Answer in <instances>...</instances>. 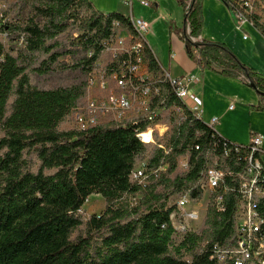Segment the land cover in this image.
<instances>
[{
	"label": "trees",
	"instance_id": "16d2710c",
	"mask_svg": "<svg viewBox=\"0 0 264 264\" xmlns=\"http://www.w3.org/2000/svg\"><path fill=\"white\" fill-rule=\"evenodd\" d=\"M27 1L30 12L23 18L0 16V264H234L229 257L219 263L214 255L216 246L226 253L237 248L248 145L223 138L185 108L181 115L169 114L170 131L161 139L165 148L145 145L132 126L60 131L83 103L89 71L115 35L114 23L131 28L126 15L100 12L90 0ZM178 1L190 29L183 34L189 58L223 76L242 77L251 88L253 83L259 103L251 109L264 112V76L222 43L193 42L204 26L203 0ZM254 25L264 36V16L256 15ZM148 56L156 69V57L151 51ZM63 57L73 61L63 66L79 70L84 81L57 89L32 85L28 71L34 62H39L35 72L45 75ZM168 91L163 107H183ZM181 157L188 159L185 172L178 168ZM139 162L145 164L142 181L133 177ZM213 166L228 174L225 186L211 192L202 230L177 242L171 201L189 194L200 203ZM93 195L102 196L106 208L84 222L80 212ZM219 195L223 212L216 206ZM258 210L264 219V196ZM83 225L85 235L73 238Z\"/></svg>",
	"mask_w": 264,
	"mask_h": 264
},
{
	"label": "built area",
	"instance_id": "2783aa9c",
	"mask_svg": "<svg viewBox=\"0 0 264 264\" xmlns=\"http://www.w3.org/2000/svg\"><path fill=\"white\" fill-rule=\"evenodd\" d=\"M128 8V21L130 28L123 27L119 22L114 23L115 35L104 43L102 53L94 63L87 77V84L83 103L74 108L71 117L75 130L86 131L90 128L114 124L118 127H135L137 137L147 146H159L165 148L161 139L170 131L169 114L181 115L184 108L189 110L198 119L197 107H189L188 99L191 97V83L198 80L197 76L175 78L163 69L158 61L157 68L151 67L149 51L152 49L146 40L150 33V25L141 18L132 15V0H122ZM151 0H141L140 4L149 8ZM228 8L233 12L239 25H254L259 8L264 10V0H226ZM190 3H187V9ZM186 33L190 29L186 26ZM6 38V34L1 35ZM248 37L245 35L244 39ZM193 41L194 38H191ZM153 53V52H152ZM94 55L93 51L87 53L88 57ZM169 89L182 103L168 111L163 107L170 98ZM165 92V93H164ZM218 117L205 122L216 131L219 123ZM263 138L253 135L251 143L246 146L249 153L245 156L248 162L246 171L240 177V208L236 215V227L238 243L232 252H223L215 247V257L219 263L227 257L234 260V264H246L252 258H261L264 264V235L262 225L264 219L259 213V202L264 196V178L262 171L264 164L255 154L263 153ZM198 149V148H197ZM188 159H179V170H188ZM145 164L141 163L133 171L135 180L145 179ZM228 176L224 171L210 167L206 175V190L214 192L225 186ZM263 182V183H262ZM216 206L220 212L225 211L224 197L216 198ZM193 203L190 195L180 197L175 204L176 210L171 215L173 226L176 230L174 240L180 237L182 226H176L178 215L185 217L187 221L199 220L195 211L187 212L189 205ZM183 231L186 229L183 228ZM187 233V232H186ZM185 233V234H186ZM229 255V256H228Z\"/></svg>",
	"mask_w": 264,
	"mask_h": 264
},
{
	"label": "crops",
	"instance_id": "0c3cea01",
	"mask_svg": "<svg viewBox=\"0 0 264 264\" xmlns=\"http://www.w3.org/2000/svg\"><path fill=\"white\" fill-rule=\"evenodd\" d=\"M140 1L132 0V15L135 5L138 18L150 25L149 38L152 42H148L161 67L156 52L160 53L165 70L173 77L198 78L191 83L189 107H197L204 122L218 117L220 121L216 131L232 143L249 145L253 135L262 136L264 142V112L251 109V106L259 103L256 91L242 77H227L217 71L201 68L187 55L183 39L187 31L185 9L179 1L151 0L153 2L149 8L143 7ZM119 2L123 10L117 12L128 16V8L122 0ZM97 6L103 11L107 10ZM203 17L204 26L197 41L224 44L242 64L264 76V36L258 29L251 24L240 26L233 12L221 0H203ZM245 35L247 39H244ZM161 40L168 41V56L164 53L165 48L159 45ZM261 161L264 164V144Z\"/></svg>",
	"mask_w": 264,
	"mask_h": 264
},
{
	"label": "rangeland",
	"instance_id": "374dc122",
	"mask_svg": "<svg viewBox=\"0 0 264 264\" xmlns=\"http://www.w3.org/2000/svg\"><path fill=\"white\" fill-rule=\"evenodd\" d=\"M90 2L100 12L107 11L106 13H110V12H117V11L123 10L119 0H90ZM97 5H99V7H102V8L105 7L107 10L103 11L101 10V8H98ZM181 10L182 12H184L183 8H181ZM8 12H10L9 13L10 18H12V15L14 17L19 16L20 18H23L25 15L29 14L30 5L27 0H0V16H2V14L4 15L5 13L8 14ZM258 12L259 14H261L260 15L261 17L264 16V10H262V8H259ZM133 16L135 18H138L135 5H134ZM146 40L147 42L148 41L152 42V39L149 38V34L146 36ZM194 40L195 41L193 40L192 41L199 42L197 41L196 38H194ZM167 42H168L167 40H161L159 42V45H162L165 48V52H164L165 55H167V52H168ZM8 45L11 46V43H8ZM68 45L70 46V42H68ZM155 45H157V43H155ZM14 46L16 45L14 44ZM154 51L156 52L157 50L154 49ZM156 55L163 66L162 68L165 69L166 68L165 62L162 60L160 53L158 54L156 52ZM59 62H60L59 65H55L53 70L45 75H41L35 72V68L39 66V62H34L28 71V75L30 77L32 85H34L35 87L41 88V89H57V88H62V87H70V86L76 85L85 80V76L79 70H71L69 68L66 69L63 66V64H66L67 66L73 64V61L70 57H63L60 59ZM14 100H15V96L12 97L9 107L12 106ZM73 129H74V125L72 122V117L70 115L60 125L59 130L69 131ZM0 135H1V131H0ZM139 163L138 165L141 164ZM178 199L179 197L173 198L171 201V204L173 205L176 204ZM209 201H210V192L206 190L204 197L200 203L198 204L191 203L189 207L187 208V212L195 211L198 213L200 217L198 221L190 222V221H187L185 217L179 219V216H181V213L178 215L176 226H182V227L181 229H179L181 231L179 232L180 237L176 239L177 242L181 241V238L184 236L186 232H200L202 230L203 222L206 217ZM105 208H106V203L103 197L100 195H93L89 197L88 200L86 201L85 205L83 206L80 212V216L84 220V222H86L92 216H99L105 210ZM183 228L186 229V231H183ZM85 232H86V226L83 225L80 229L74 232L73 238H76L81 235H85Z\"/></svg>",
	"mask_w": 264,
	"mask_h": 264
},
{
	"label": "water",
	"instance_id": "95a60500",
	"mask_svg": "<svg viewBox=\"0 0 264 264\" xmlns=\"http://www.w3.org/2000/svg\"><path fill=\"white\" fill-rule=\"evenodd\" d=\"M186 23V22H185ZM251 86L253 87V88H255V85L253 84V83H251Z\"/></svg>",
	"mask_w": 264,
	"mask_h": 264
},
{
	"label": "bare ground",
	"instance_id": "6f19581e",
	"mask_svg": "<svg viewBox=\"0 0 264 264\" xmlns=\"http://www.w3.org/2000/svg\"><path fill=\"white\" fill-rule=\"evenodd\" d=\"M186 25V24H185Z\"/></svg>",
	"mask_w": 264,
	"mask_h": 264
}]
</instances>
